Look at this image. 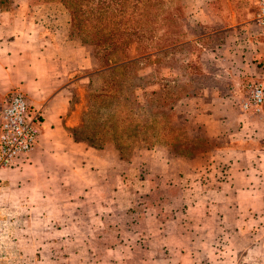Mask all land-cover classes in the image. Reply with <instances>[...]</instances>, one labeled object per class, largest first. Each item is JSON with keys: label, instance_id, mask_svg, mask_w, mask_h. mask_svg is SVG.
<instances>
[{"label": "rangeland", "instance_id": "rangeland-1", "mask_svg": "<svg viewBox=\"0 0 264 264\" xmlns=\"http://www.w3.org/2000/svg\"><path fill=\"white\" fill-rule=\"evenodd\" d=\"M180 2L188 4L185 43L159 52L155 31L149 57L126 76L119 66L143 55L137 42L106 55L70 33L69 12L55 1L14 0L0 11V37L12 39V48L30 50L32 59L44 49L51 58L55 48L88 61L85 68L68 63L62 86L76 120L69 131L82 147L67 186L38 191L10 175L14 168H0V264H264L263 250L237 249L240 233L206 209L226 169L211 164L212 154L245 146L247 118L261 115L242 103L249 83H264V61L241 59L245 30L237 25L256 21L255 0ZM112 77L120 95L107 103L95 95ZM19 89L0 91V107ZM118 107L131 111L130 120L116 122L117 137L108 125L123 117ZM240 114L244 120H227ZM214 126L223 131L212 134Z\"/></svg>", "mask_w": 264, "mask_h": 264}, {"label": "crops", "instance_id": "crops-1", "mask_svg": "<svg viewBox=\"0 0 264 264\" xmlns=\"http://www.w3.org/2000/svg\"><path fill=\"white\" fill-rule=\"evenodd\" d=\"M237 25L245 30L239 34L245 47L241 59L249 60L253 65L258 63L253 61L255 59L264 61V24L253 20ZM12 44V39L7 41L5 37H0V74L5 76L0 79V91L20 87L19 90L25 94L31 110L40 114L41 133L32 152L9 174L19 179L20 183H26L38 191L53 190L55 184L64 189L72 176L76 153L82 147L78 146L69 131L76 120L70 116L69 96L62 86L64 77L69 72L68 63L71 62L75 68H85L88 61L84 56L76 59L75 56L62 55L55 48L50 52L54 58L45 56L44 52L47 50L44 49L38 58L32 59L30 50H17L12 48ZM236 57L239 58V54ZM52 59L60 63V68L51 65ZM260 114L259 117L247 118L252 125L250 136L243 140L245 146L217 148L212 154L211 164L222 163L226 169L217 182L218 186L210 191L216 194V202H210L206 208L215 210L225 227H233L240 233L234 245L247 253L255 249L264 251L263 110ZM210 116L212 119H224L215 114ZM236 117L244 120L241 114L235 117L231 115L227 120L231 121ZM201 119L203 122L208 120L203 117ZM257 124L262 126L263 139L256 136ZM221 130L223 131L221 126H214L211 133L217 135ZM259 260L264 263V254L260 255Z\"/></svg>", "mask_w": 264, "mask_h": 264}, {"label": "trees", "instance_id": "trees-1", "mask_svg": "<svg viewBox=\"0 0 264 264\" xmlns=\"http://www.w3.org/2000/svg\"><path fill=\"white\" fill-rule=\"evenodd\" d=\"M53 1L61 3L69 12L70 33L85 43L99 46L106 55L126 48L133 41L142 47L141 57L119 66L124 70L119 72L123 76L135 70V64L149 57L150 47L147 43L155 31L161 32L155 42L159 52L164 53L168 48L180 47L185 43V40L180 39V27L184 20V5L187 7L188 4H182L180 0H37V2ZM167 4H171L172 7H166ZM13 6L14 0H0V11H7ZM109 68V70L116 69V67ZM112 79L113 81L108 83L109 87L95 97L110 103L111 99L120 95L118 82H115L114 77ZM138 88L140 87L137 86L134 90ZM144 96H148V92H144ZM126 109L131 111V108ZM123 110L125 109L119 108L116 112H121L124 118L113 117L108 125L110 131L113 130L117 137L120 134L114 130L116 122L120 120L121 123H125L126 119L130 120L129 113ZM131 125L132 122L126 127Z\"/></svg>", "mask_w": 264, "mask_h": 264}, {"label": "built area", "instance_id": "built-area-1", "mask_svg": "<svg viewBox=\"0 0 264 264\" xmlns=\"http://www.w3.org/2000/svg\"><path fill=\"white\" fill-rule=\"evenodd\" d=\"M255 19L264 24V0H255ZM264 83L253 81L247 86L242 109L254 114L263 110ZM41 133L40 114L30 111L25 94L13 91L0 108V168H14L32 152Z\"/></svg>", "mask_w": 264, "mask_h": 264}]
</instances>
